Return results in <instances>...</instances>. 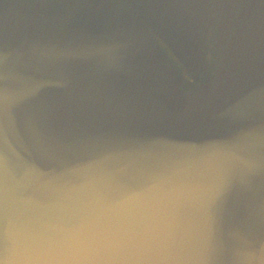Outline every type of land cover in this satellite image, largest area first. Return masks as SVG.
<instances>
[{
  "label": "water",
  "instance_id": "1",
  "mask_svg": "<svg viewBox=\"0 0 264 264\" xmlns=\"http://www.w3.org/2000/svg\"><path fill=\"white\" fill-rule=\"evenodd\" d=\"M0 264H264V0H0Z\"/></svg>",
  "mask_w": 264,
  "mask_h": 264
}]
</instances>
